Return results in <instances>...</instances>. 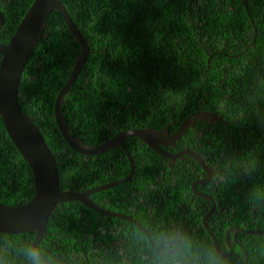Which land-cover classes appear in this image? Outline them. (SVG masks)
Returning a JSON list of instances; mask_svg holds the SVG:
<instances>
[{
	"label": "trees",
	"instance_id": "trees-1",
	"mask_svg": "<svg viewBox=\"0 0 264 264\" xmlns=\"http://www.w3.org/2000/svg\"><path fill=\"white\" fill-rule=\"evenodd\" d=\"M60 1L92 51L62 106L70 132L85 144L106 142L119 130L143 126L161 128L173 119L199 110L215 111L223 119L233 120L232 126L243 129L248 137L264 136V84L259 76L238 85L235 73H229L228 84L224 86L218 80L223 66H216L213 60L212 70H205L209 65L211 35L221 32L224 26L232 28L239 37V28L252 32L251 18L258 28L257 43L264 56V0L250 1L248 10L241 0ZM33 2L0 0V11L5 17L0 34L2 43L9 41ZM46 22L47 28L24 68L19 102L26 115L34 116L35 125L56 157L61 189L80 192L127 177L130 162L121 146L98 155H82L63 137L55 118V101L72 73L80 44L58 11L54 10ZM233 44V40L228 42L229 47ZM143 116L146 121L138 123ZM237 119L239 122L234 121ZM135 144L143 142L136 137L126 140L136 165L133 180L139 182L155 166L148 154L150 147L145 144V151H141ZM223 147L228 156L234 151L229 145ZM262 148L264 151V142ZM237 151L241 156L249 152L245 145ZM236 167L228 173L235 182L229 186L260 189L262 192L255 195L256 201L264 205V154L262 162L249 159ZM246 169L249 171L246 179L239 181L235 172ZM130 185L131 182L102 190L91 199L111 211L118 212L121 206L127 210L141 209L140 200H126L128 192L131 193ZM124 187H128L126 194ZM34 194L32 170L12 142L0 116V203L22 205ZM136 216L146 225L142 212ZM99 218H111V224L117 221L80 202L58 205L47 223L46 236L36 248L61 264H82L85 260L87 264H111V256L102 249L105 245L109 251L111 239H105L95 227L94 222ZM87 220L94 222L89 224ZM219 222L223 230L232 226L245 231L264 230V206H231L229 215H221ZM195 228L186 230L206 250L215 253L208 232L202 237ZM213 233L218 240L223 235L215 230ZM35 235V232H0V255L6 256L8 264H23L22 258L17 257L16 247L32 244ZM5 241L15 244L6 247ZM239 241L249 254V260L241 264H264V233H241ZM239 253L244 255L240 248ZM101 255L102 261L98 258ZM223 259L225 264H239L232 257Z\"/></svg>",
	"mask_w": 264,
	"mask_h": 264
},
{
	"label": "flooded vegetation",
	"instance_id": "flooded-vegetation-1",
	"mask_svg": "<svg viewBox=\"0 0 264 264\" xmlns=\"http://www.w3.org/2000/svg\"><path fill=\"white\" fill-rule=\"evenodd\" d=\"M248 16L250 17L249 14ZM252 20L253 18L250 19V25L253 26L254 31L246 32L245 29L239 28L237 31L240 33V37L228 26L222 27L221 32L214 33L215 36L211 35L212 47L208 48V52L210 51L209 65L205 70H212L213 66L210 64L213 60L216 66H223L222 74L219 75L218 80H222L224 86L228 84L229 73H235L238 85L243 81L253 79L255 75H258L261 84H264V56L261 45L257 43L258 29L256 33L255 21ZM198 29L202 30L203 28L198 27ZM231 40L234 41V44L229 47L228 42ZM221 110L224 111V109ZM200 111L203 110L187 116H180L161 128H155L169 131L160 138V142L164 143L161 147L165 154L150 148L148 154L152 156L155 168L145 172L147 174L145 180L135 182L132 179L130 181L129 191L131 193L128 192L129 199L126 198L127 201L140 200L141 209L133 207L127 210L125 206H121L120 210H117L118 212H112L129 215L133 218H135L134 215H139L142 212L146 225L170 226L183 229L186 232L187 228L192 229L195 226V232L203 237L205 232H208L204 217L213 206H216L208 218L211 230H215L220 236L223 234L220 240L216 237L219 241V249L215 247L210 236L215 253L222 258L232 257L241 264L249 260V254L242 242L239 241L241 233H237V229L240 228L232 226L223 230L219 219L221 215H229L231 206H264L256 201L255 195L262 192L260 189L229 186L235 182L228 176V173H232L237 168L236 166L244 165L245 160L256 159L262 162L264 136L256 139L252 136L248 137L243 129L232 126L233 120L223 119L215 111L210 112L216 113L221 119L214 122L202 120L197 117ZM145 121L146 118L143 116L137 122ZM186 121L189 125L183 131L181 138L173 139L172 135L180 131ZM234 121L239 122V119ZM144 127L154 128L153 126L139 128ZM145 144L144 142L135 144V147L145 151ZM224 145H229L234 150L229 156ZM243 145L249 150L247 156H241L237 151L241 150ZM154 152L157 159L154 157ZM226 155L228 158L225 157ZM198 156L204 161L205 166L200 163ZM246 172L249 173L247 169L235 172L239 181L240 178L246 179ZM128 187L123 188L125 194ZM101 200L104 205L107 204L104 197ZM100 207L104 208V206ZM255 209L257 210V208ZM113 218L117 219L113 224H111V218H99L95 222L87 220L89 224L95 223V227L101 230L105 239L106 237L111 239L109 251H106L105 245L102 247L103 252L111 256V264H144L146 253L142 252L134 243L135 234L142 229L127 220ZM135 219L138 220L137 216ZM138 222L143 227L145 226L139 220ZM227 234H229V239H227ZM239 248L243 250L244 255L239 253ZM98 258L101 261L104 259L102 255ZM82 264H87L86 260ZM103 264L108 263L103 262Z\"/></svg>",
	"mask_w": 264,
	"mask_h": 264
},
{
	"label": "water",
	"instance_id": "water-1",
	"mask_svg": "<svg viewBox=\"0 0 264 264\" xmlns=\"http://www.w3.org/2000/svg\"><path fill=\"white\" fill-rule=\"evenodd\" d=\"M241 1L247 6L249 1L254 0ZM54 10L62 15L71 34L80 44V54L76 59L72 73L59 91L55 101V118L58 127L70 147L82 155H98L121 146L130 162V171L127 177L80 192L61 189L60 172L56 157L35 125L34 116L26 115L19 102V87L24 68L42 38L43 31L47 28L48 16ZM4 25L5 17L0 11V34ZM255 31L257 32L256 27ZM91 52L87 39L60 0H34L9 41L7 43L0 41V54L2 55L0 61V116L12 142L30 166L35 183V194L27 203L16 206L0 203V232L8 234L35 232L36 235L31 244L35 248L46 236L47 223L56 207L66 202H80L102 215L127 220L142 229L143 225L137 219L129 215L105 210L95 203L91 196L102 190L130 182L133 179L136 165L134 155L125 143L128 138L136 137L150 148L165 154L161 147L164 143L160 142V138L168 133V130H158L152 127L119 130L114 137L97 145L85 144L82 139L75 137L70 132L62 112L64 98L79 77ZM197 117L210 122L221 119L216 113L207 110L198 112ZM187 122L184 123L180 131L172 135L173 139L181 138L183 131L189 125ZM198 159L205 166L204 161L199 156ZM215 207L213 206L206 214L204 223L208 227V232L215 247L219 249V241L208 225V218ZM238 232L264 233V230L244 231L237 229ZM227 239H229V234H227Z\"/></svg>",
	"mask_w": 264,
	"mask_h": 264
},
{
	"label": "clouds",
	"instance_id": "clouds-1",
	"mask_svg": "<svg viewBox=\"0 0 264 264\" xmlns=\"http://www.w3.org/2000/svg\"><path fill=\"white\" fill-rule=\"evenodd\" d=\"M246 8L248 10L249 6ZM248 14L251 16L249 11ZM255 27L257 28L256 25ZM4 243L6 247L15 244L7 241ZM134 243L146 253L144 264H225L222 257L206 250L193 235L175 227L145 225L135 234ZM16 254L18 258H22L23 264H61V261L45 255L30 243H22L16 247ZM0 264H8L5 255H0Z\"/></svg>",
	"mask_w": 264,
	"mask_h": 264
},
{
	"label": "rangeland",
	"instance_id": "rangeland-1",
	"mask_svg": "<svg viewBox=\"0 0 264 264\" xmlns=\"http://www.w3.org/2000/svg\"><path fill=\"white\" fill-rule=\"evenodd\" d=\"M23 17H24V16H23ZM22 19H23V18H22ZM22 19H21V21H22ZM21 21H20V22H21ZM42 36H43V35H42Z\"/></svg>",
	"mask_w": 264,
	"mask_h": 264
},
{
	"label": "bare ground",
	"instance_id": "bare-ground-1",
	"mask_svg": "<svg viewBox=\"0 0 264 264\" xmlns=\"http://www.w3.org/2000/svg\"><path fill=\"white\" fill-rule=\"evenodd\" d=\"M204 111V110H203ZM121 214V213H120Z\"/></svg>",
	"mask_w": 264,
	"mask_h": 264
}]
</instances>
